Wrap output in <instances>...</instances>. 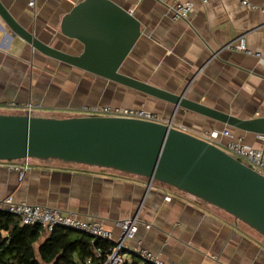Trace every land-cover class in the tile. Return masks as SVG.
<instances>
[{
    "label": "crops",
    "instance_id": "obj_1",
    "mask_svg": "<svg viewBox=\"0 0 264 264\" xmlns=\"http://www.w3.org/2000/svg\"><path fill=\"white\" fill-rule=\"evenodd\" d=\"M84 0H1L15 20L41 41L79 55L84 45L61 30L62 20ZM141 23V36L122 72L163 90L242 119L264 116V63L225 46L245 37L264 55V13L244 0H112ZM192 1L189 19L173 20L170 7ZM264 7V0H247ZM78 116L84 105L143 107L165 123L212 142L233 139L264 153V136L243 132L196 112L46 57L15 34L0 16V112ZM24 114V113H23ZM14 165V166H11ZM24 170V177L19 171ZM41 205L100 222L115 236L120 220L137 217L138 241L159 258L181 264H264V236L227 212L148 178L59 160L0 162V198ZM150 228H147V225Z\"/></svg>",
    "mask_w": 264,
    "mask_h": 264
},
{
    "label": "water",
    "instance_id": "obj_2",
    "mask_svg": "<svg viewBox=\"0 0 264 264\" xmlns=\"http://www.w3.org/2000/svg\"><path fill=\"white\" fill-rule=\"evenodd\" d=\"M0 16L46 57L171 103L175 109L264 136V116L242 119L192 101L185 92L175 94L123 73L122 67L141 36V23L112 0H84L64 16L63 34L84 45L79 55L41 41L15 20L1 0ZM26 158L148 178L203 200L264 236V174L215 143L173 124L108 116L58 118L0 112V161Z\"/></svg>",
    "mask_w": 264,
    "mask_h": 264
},
{
    "label": "built area",
    "instance_id": "obj_3",
    "mask_svg": "<svg viewBox=\"0 0 264 264\" xmlns=\"http://www.w3.org/2000/svg\"><path fill=\"white\" fill-rule=\"evenodd\" d=\"M243 5L250 9H260L264 13V7L258 8L253 6L247 0H244ZM29 4L34 6L35 0H30ZM171 17L173 20L189 19L191 14L195 11V5L192 1H176L171 7ZM226 48L244 52L248 55H254L260 62L264 63V55L260 52H253L247 46L245 37H240L237 40L228 43ZM36 107L28 104L23 113L33 115ZM78 116H108L121 117L145 120L150 122H163L161 117L155 111L143 107H123L112 105H84L81 108ZM169 124H173L170 122ZM231 137L230 130L222 132L212 131L206 132L202 135V139L212 142L219 138V136ZM223 149L233 157L244 162L251 168L264 174V153L248 144L242 138L230 140ZM27 168L30 158L23 160ZM3 162V161H0ZM11 162V161H8ZM14 166V165H11ZM19 171V177H24V170L14 167ZM152 184V182L150 181ZM0 210L7 211L17 215L23 224L29 226L40 225L46 232H52L56 228L68 227L70 230H78L85 234L93 235V240H102L108 246L107 248L97 247L96 255L100 259L103 254L105 258L100 259L97 264H126L134 260V256L138 257V264H181L178 262H169L159 258L149 249L138 241L136 246H131V243L136 240L139 231L140 221L137 217L120 220L116 223L119 230L118 236H115L114 231L100 222H88L75 214L64 213L59 209L53 207H46L41 205H33L25 202H18L13 196L0 198ZM150 228V225H147ZM85 264H96L92 258H89Z\"/></svg>",
    "mask_w": 264,
    "mask_h": 264
},
{
    "label": "trees",
    "instance_id": "obj_4",
    "mask_svg": "<svg viewBox=\"0 0 264 264\" xmlns=\"http://www.w3.org/2000/svg\"><path fill=\"white\" fill-rule=\"evenodd\" d=\"M108 246L87 234L56 228L46 232L42 226H29L10 212L0 210V264H85L99 262L96 248ZM137 256L131 263L138 264Z\"/></svg>",
    "mask_w": 264,
    "mask_h": 264
},
{
    "label": "rangeland",
    "instance_id": "obj_5",
    "mask_svg": "<svg viewBox=\"0 0 264 264\" xmlns=\"http://www.w3.org/2000/svg\"><path fill=\"white\" fill-rule=\"evenodd\" d=\"M40 111V110H39ZM38 110H37V112L35 111L34 113H33V115H39L38 113H40ZM24 159H20V160H15V161H23ZM30 160H33V158H30ZM35 160V159H34ZM75 233H78V232H76V231H74Z\"/></svg>",
    "mask_w": 264,
    "mask_h": 264
}]
</instances>
